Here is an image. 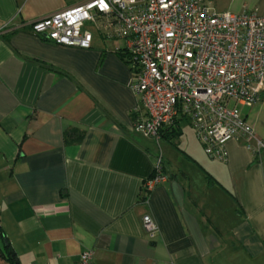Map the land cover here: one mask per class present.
Segmentation results:
<instances>
[{"label":"crops","instance_id":"obj_1","mask_svg":"<svg viewBox=\"0 0 264 264\" xmlns=\"http://www.w3.org/2000/svg\"><path fill=\"white\" fill-rule=\"evenodd\" d=\"M85 1L0 0V241L17 264H75L85 249L95 264H264V159L242 137L225 143L224 161L209 158L185 118L157 149L131 131L145 109L125 39L92 23L89 48L31 31ZM204 3L264 13V0ZM235 109L264 141V85L256 103ZM157 155L167 179L145 197Z\"/></svg>","mask_w":264,"mask_h":264},{"label":"built area","instance_id":"obj_2","mask_svg":"<svg viewBox=\"0 0 264 264\" xmlns=\"http://www.w3.org/2000/svg\"><path fill=\"white\" fill-rule=\"evenodd\" d=\"M92 23L107 38L127 41L130 87L145 109L135 135L155 140L179 118L189 121L204 153L226 159L225 143L242 137L256 160L264 141L235 109L260 99L264 85V13L215 11L204 0H87L33 21L31 31L54 44L89 48ZM161 155L142 184L145 197L166 181ZM153 239L158 227L145 215ZM75 264H95L85 249Z\"/></svg>","mask_w":264,"mask_h":264},{"label":"trees","instance_id":"obj_3","mask_svg":"<svg viewBox=\"0 0 264 264\" xmlns=\"http://www.w3.org/2000/svg\"><path fill=\"white\" fill-rule=\"evenodd\" d=\"M177 121L178 120H176V122ZM176 122H175V124H176ZM171 129L172 128L165 129L163 131L168 132ZM163 131L161 132V136L165 137L166 134L163 133ZM68 133H69L68 131H65L64 137H65L66 142H68V141L71 142V140L70 139L68 140V138H67L68 137ZM171 133H172V131L169 132V135H171ZM79 137H81V135H78L76 138L80 139ZM73 141H78V140H73ZM0 260H3V264H17L14 251L10 248L9 244H5V243H3L1 241H0Z\"/></svg>","mask_w":264,"mask_h":264},{"label":"rangeland","instance_id":"obj_4","mask_svg":"<svg viewBox=\"0 0 264 264\" xmlns=\"http://www.w3.org/2000/svg\"><path fill=\"white\" fill-rule=\"evenodd\" d=\"M161 143H163V142H161ZM161 143H160V140L158 141V144L156 143V148L157 149H159L160 148V145H161ZM173 146H175V147H177V148H180V145H178V141H173ZM204 151V150H203Z\"/></svg>","mask_w":264,"mask_h":264},{"label":"water","instance_id":"obj_5","mask_svg":"<svg viewBox=\"0 0 264 264\" xmlns=\"http://www.w3.org/2000/svg\"><path fill=\"white\" fill-rule=\"evenodd\" d=\"M4 243H6V240L4 239Z\"/></svg>","mask_w":264,"mask_h":264}]
</instances>
